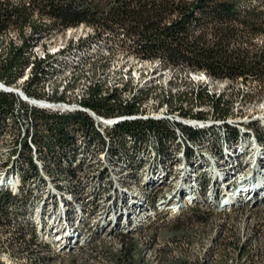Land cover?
I'll list each match as a JSON object with an SVG mask.
<instances>
[{"label": "bare ground", "instance_id": "6f19581e", "mask_svg": "<svg viewBox=\"0 0 264 264\" xmlns=\"http://www.w3.org/2000/svg\"><path fill=\"white\" fill-rule=\"evenodd\" d=\"M75 27H78L82 34L78 37L68 36L62 44L53 42L42 46L34 45L28 52L29 63L22 75L12 84L0 81L2 92L38 99L45 105L60 106L61 110L45 111L50 114L86 115L93 129L104 140V150L92 154V148L85 146L80 137H75L76 149L66 164L71 174L67 171L57 173L53 164L44 160L38 153L39 149L34 142V119L28 126L29 135H25L27 118L20 117L16 105L13 116L6 118L5 126L0 128V152L7 155L8 160L0 163V193L5 191L25 198V219L22 220L25 228L20 235L26 241L31 237L35 238L33 249L42 251L45 247L51 256L62 252L64 247L66 251H77L81 246L92 244L97 241L98 236L103 237L106 233L126 235L138 229H145L156 223L153 220L165 204L164 199L171 197L162 195L161 189L168 186L167 190L174 192L176 189L171 187H176L178 181L182 184V190L180 188L173 193L175 197L171 198L179 200L168 216L171 219L191 207L216 212L236 207L233 203L238 201L243 207L264 205V103L261 109L257 107L263 115L245 112L244 107L262 102L253 97L254 93L243 88L244 85L246 88L248 85H262L243 78L215 80L205 72L190 71L183 72L188 73V86L175 92L171 84L175 80L173 73L179 75V69L164 67L158 59L145 61L134 55L128 57L118 49V42L114 38L108 33L101 34L100 29L90 25L80 24L62 32ZM31 32L30 27L24 29L27 35ZM9 35L8 42L22 45L21 41L16 42L11 33ZM249 42L247 46L252 50L260 45L261 50L259 49L258 53L264 59V35H256ZM7 46L1 49L2 58L5 57ZM243 46L247 47L245 42ZM119 52L138 64L153 65L151 72L157 76L171 72L165 87L157 90L156 85L152 84L153 78L148 77L147 80L141 81V74L135 76L129 69L124 70L121 76L118 72L115 75L118 78L114 81L97 78L93 80L95 69L105 71L111 57ZM37 61L47 62L45 77L27 92L26 84L33 77L32 70ZM133 78L139 83H131ZM213 85L221 86V89L214 91ZM97 86L98 97L111 96L108 100L111 104H134L133 112L113 117L124 116L155 122L156 119L165 118L170 121L181 120L185 122L184 131L169 128L173 140L163 143V147H160L156 135L148 133L137 145L134 156L128 159L118 157L116 152L124 149L109 136V132L121 124L133 121L107 120V115L93 109L92 113L83 112L91 110L85 101L89 98L91 89ZM215 101L217 106L213 103ZM146 102L153 103V106L148 109ZM189 131L199 132L198 137L192 138ZM25 144L29 147L27 149H30L35 171L23 178L17 161ZM186 174L192 176L195 182L185 179ZM146 176L149 181L145 187L140 188L143 198L138 211L126 205L125 200H135L132 199L127 186L132 182L136 185L143 184L147 181ZM132 191L137 195V190ZM244 196L242 200L241 197ZM120 197L123 206L114 202ZM44 199L46 203L42 207ZM61 199L69 201L70 206L65 207L69 208L71 217L64 216L66 219L63 225L60 224L61 230L57 231L52 229L57 222L54 225L50 221V207L52 205L57 209ZM180 199L183 202H180ZM76 202L82 203L80 208L85 212L83 217L73 210L80 209L74 204ZM170 203L172 201L168 203L167 210L171 207ZM40 207L42 209L39 213ZM125 213L127 215H124ZM12 234L14 235V232ZM12 243L18 245L14 240ZM13 254L12 249L6 248V251L0 253V260L3 264H15L16 257ZM42 254L45 256L44 252ZM142 257L144 258V253ZM144 260L148 264H158L157 259Z\"/></svg>", "mask_w": 264, "mask_h": 264}, {"label": "trees", "instance_id": "16d2710c", "mask_svg": "<svg viewBox=\"0 0 264 264\" xmlns=\"http://www.w3.org/2000/svg\"><path fill=\"white\" fill-rule=\"evenodd\" d=\"M46 20L49 24L45 23ZM80 24L98 28L101 34L108 33L120 44L127 45L129 51L140 59H158L164 67L182 72L202 71L215 80L243 78L264 86V59L247 46L252 37L264 35V7L252 5V0H0V36L14 30L22 42L20 46L8 42L5 57L0 55V81L12 84L22 75L29 63L30 47L47 33ZM26 27L31 28L30 35L24 33ZM244 42L247 47L243 46ZM46 63H34L33 77L26 84L27 92L43 81ZM94 89H91L93 92L90 91L85 103L98 113L121 115L135 110L134 104H128L129 107L119 102L111 104L108 102L111 96L98 97L99 87ZM14 103L13 95L0 91V128L5 126L6 118L13 116ZM213 103L216 105L217 101ZM33 119L38 153L53 164L57 173L67 171L71 174L66 164L69 156L74 155L75 137H80L85 146H90L92 154L104 150L103 138L84 114L55 115L35 111ZM189 132L194 139L199 135V132ZM148 133L157 136L160 147L173 140L169 128L162 122L149 120L121 124L109 132V136L124 149L115 155L124 159L134 156L137 145ZM27 148L25 144L17 161L23 178L35 171ZM24 200L23 196L5 191L0 193V227L14 232L13 240L26 252V264H46L50 258L32 247L35 238L26 241L20 235L25 228L22 221L26 210ZM202 210L191 207L176 215L165 238L173 243L188 241L196 228L193 220L205 227L211 223L212 218L208 214L211 211ZM189 211L193 216L184 220L182 216ZM119 238V250L103 248L102 252L110 264H148L134 236L123 234ZM228 244L232 246L234 242L224 244L223 255L228 252ZM162 254L160 256L158 252L159 264L187 263L184 257L170 260Z\"/></svg>", "mask_w": 264, "mask_h": 264}, {"label": "rangeland", "instance_id": "374dc122", "mask_svg": "<svg viewBox=\"0 0 264 264\" xmlns=\"http://www.w3.org/2000/svg\"><path fill=\"white\" fill-rule=\"evenodd\" d=\"M252 5L264 7V3L261 4L258 2V0H252ZM45 23L49 24L47 20L45 21ZM9 33L12 34L17 43L21 41L16 31L9 30L6 34L0 36V52L5 45H8V40L10 38ZM80 34H82V32L78 27H75L70 31L63 32L60 30H54L50 31L45 36L40 38L34 45L42 46L43 44H51L53 42L62 44L68 36L78 37ZM116 41L119 45L118 49L123 53L125 52L126 56L129 57L130 55H134L131 51H129L127 45H122L118 40ZM34 45L30 47V50ZM257 47L258 48H254V51H256V53L258 54L261 47L260 45H257ZM121 52L111 57L109 65L107 66L105 71H96L95 69V74L92 79L96 80L97 78L103 79L105 81H114L118 78V76L115 77L118 72H120L119 76H121L124 70L129 69V71L133 72L135 76L137 74H141V81H143L144 79L147 80L148 77L153 78L152 84L156 85L155 87L157 88V90L165 87L167 80L172 75L171 72H166L165 74H160L159 76H157L156 73L151 72L154 69L153 65L149 63L138 64L135 61L130 60V58L123 56ZM173 74L175 75V80L171 84V88L173 91L179 92V90L186 88L190 83L188 73H183L182 71H180L179 75H176L175 73ZM136 81L137 79L133 78L131 80V83H139L138 81ZM215 86L216 85H213L214 91L215 89H221V86ZM244 86L243 88L247 92L254 93L255 96L253 97L262 102L244 107V111H251L250 113L253 112L255 114H262L258 111L259 109H257V107L260 109L263 107L264 86L255 87L248 85L247 88ZM233 88L235 89V87ZM211 90H213L212 86ZM152 106L153 103L149 104L148 102H146V107H149L148 109H150ZM6 160H8V156L0 152V163H4ZM184 176L185 174L182 177L184 178ZM145 179L147 181H145L143 184L137 183L136 185L135 182H132L128 183L127 186V190H129L130 194H132V199L135 200H132L131 202L125 200L126 205L131 206L138 211H140V201L143 198V192L140 190V188H143L145 187V184H148L146 182L149 181V177L146 176ZM185 179L191 180L193 181V183L195 182L192 176H190L189 174H186ZM176 185V187H174V185L171 187L173 189H176L174 192H170L169 190H167L168 186L161 189L162 195H171V197L168 199H164L165 204H163V207L165 208L162 207L160 213L155 216L153 220L154 222H156V224L151 225L145 229H138L137 231L126 234L134 236L135 240L138 242L140 250L142 249V253H144V258L146 260H158L159 252L160 256L161 253H163L170 260L179 258L180 256L184 257L187 261L186 264H264V205L262 207H243L240 201H238L237 203L234 202L233 204H235L236 207H231L216 212H208V214L211 215L212 220L211 223H209L206 227L200 226L198 221L193 220L192 222L195 224L196 228H194L193 235L188 238V241L180 240L176 243H173L169 239H166V231H168L169 226L175 221V219H171L168 216L175 209L174 205L179 202V200H176V198L173 200H171V198L175 197L173 193L177 192L180 188L182 190V184L180 183V181H178ZM132 189H134L135 191L137 190V195L132 193L134 192L132 191ZM244 198L245 196L241 197L242 200ZM61 200L62 201L58 204L57 209L53 208L52 205L50 207V211L52 213V220L50 221H52L54 225H56L57 222V225L52 229L57 231L61 230L60 224L63 225L66 219L64 216L71 217L68 211L69 208H67L70 206L69 201H64V199ZM121 200L122 197L116 199V201L114 202H118V204H121L123 206ZM170 201H172V203H170L171 207L167 210V206L169 205L168 203ZM180 202H183L182 199H180ZM45 203L46 200L44 199V201L42 202V207L45 206ZM74 204L78 208L82 206V203L76 202ZM65 205L67 207H65ZM42 207H40L39 213L41 212L40 210L42 209ZM73 210L75 212L77 211L80 217H83V215H85V212L82 211L81 208L78 210L74 208ZM202 212L205 211L202 210ZM124 215H127V213H125ZM54 216L55 219H53ZM192 216L193 215L189 211L186 212L182 217L184 218V220H189ZM162 220L163 222H161ZM99 233H101V231ZM119 236L120 235L116 234L115 232L106 233L103 237L98 236L97 241H94L92 244L83 245L79 248V250L73 252L66 251L65 247L63 248L62 252L51 256L48 255L50 253L44 247L42 248V252L45 253V256L50 258L46 262V264H110L103 253V248H110L114 251L119 250L121 244V239L119 238ZM13 237L14 235L10 230L4 227H0V253L2 251H6V248H10L12 249V253H14L13 255H15L14 257H16L14 263L26 264L27 256H25L26 254H24V251L20 249L18 245H14V243H12V240L14 239ZM229 242H234V245L231 246L228 244V252L223 255L221 253L224 249L223 246L224 244H227ZM239 248H241L240 250L243 251L242 254H240ZM0 264H3L1 260Z\"/></svg>", "mask_w": 264, "mask_h": 264}, {"label": "built area", "instance_id": "2783aa9c", "mask_svg": "<svg viewBox=\"0 0 264 264\" xmlns=\"http://www.w3.org/2000/svg\"><path fill=\"white\" fill-rule=\"evenodd\" d=\"M13 95V94H11ZM15 99L14 105H16L19 109V115L20 117L27 118V126H26V134H28V126L30 125V122L33 121V115L35 111L44 112L46 110H61L60 106L58 105H45L41 101H38V99H28V97H21L18 95H13ZM83 112H91V110H85ZM98 118V117H97ZM110 119H119V120H132L135 121H149V119H131L128 117L122 116V118H115L113 115H107V120ZM156 122H162L166 124L167 128H175L179 129L180 131H184V121L177 120V121H170L169 119H156ZM76 178V174H75Z\"/></svg>", "mask_w": 264, "mask_h": 264}]
</instances>
